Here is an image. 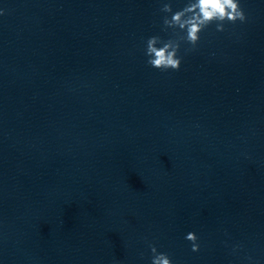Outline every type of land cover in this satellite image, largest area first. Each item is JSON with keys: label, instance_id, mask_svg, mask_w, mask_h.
<instances>
[{"label": "water", "instance_id": "water-1", "mask_svg": "<svg viewBox=\"0 0 264 264\" xmlns=\"http://www.w3.org/2000/svg\"><path fill=\"white\" fill-rule=\"evenodd\" d=\"M164 3L0 0V264H264V0L178 71Z\"/></svg>", "mask_w": 264, "mask_h": 264}, {"label": "clouds", "instance_id": "clouds-1", "mask_svg": "<svg viewBox=\"0 0 264 264\" xmlns=\"http://www.w3.org/2000/svg\"><path fill=\"white\" fill-rule=\"evenodd\" d=\"M160 12L165 14L162 31L171 30V38L164 40L157 35L150 36L145 42L144 55L147 65L161 71H178L182 59L178 55L181 43L191 46L186 51L194 49L200 33L210 24L215 23L216 30L223 31L225 23H243L247 19L239 0H186L184 6L175 11L171 3H164ZM185 239L190 242L191 251H199L198 237L194 232L187 233ZM148 247L152 253L151 264H173L168 253L157 252L152 244Z\"/></svg>", "mask_w": 264, "mask_h": 264}]
</instances>
